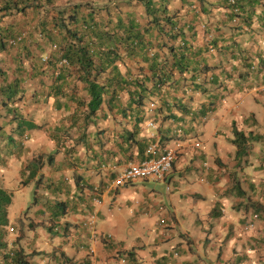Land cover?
Returning <instances> with one entry per match:
<instances>
[{
	"label": "crops",
	"instance_id": "crops-1",
	"mask_svg": "<svg viewBox=\"0 0 264 264\" xmlns=\"http://www.w3.org/2000/svg\"><path fill=\"white\" fill-rule=\"evenodd\" d=\"M259 5L248 25L232 14L227 0H173L179 23L190 28L188 42L196 50L202 48L193 64L197 60L208 65V73L198 69L196 83L202 82L203 73L210 80L207 88L202 86L206 91L195 90L193 68L183 75L176 71L180 86L169 81L161 97L151 102L154 106L147 105L152 112L164 104L156 115H146L140 140L175 148L177 156L166 180L145 179L152 186H140L137 196L129 188L135 182L115 185L124 168L146 157L144 143L124 139L135 124L121 113L125 101L115 111L104 107L97 121L86 127L82 120L70 119L76 104L66 96L37 97L33 103L31 90L22 113L32 126L21 135L15 131L18 121L1 109V146L13 133L22 149L6 155L0 171L15 170L24 182L29 162L42 158L36 179L42 177L38 192L43 199L26 215L25 207L21 209L23 232L17 239L35 264H264V138L252 140L257 142L253 160L247 157L253 150L251 142L243 158L236 147H226L235 127L258 135L252 106L264 91V5ZM19 52L16 48L0 53V65L14 71L21 60ZM245 56L254 57L258 65H248ZM23 63L30 71L31 66ZM118 66L126 71L125 63ZM248 96L251 110L239 113ZM219 106L222 117L214 130L207 120ZM203 124L205 134H210L207 138L200 136ZM36 179L28 184L35 187ZM0 185L10 191L2 181ZM86 186L94 192L84 190ZM56 200L66 202L64 216L42 206ZM164 208L165 220H160L161 214L156 215ZM91 216L97 220L96 238L82 224ZM11 217L9 212L10 226ZM107 234L113 242L104 238ZM88 247L95 252L91 254ZM126 255L127 262H122Z\"/></svg>",
	"mask_w": 264,
	"mask_h": 264
},
{
	"label": "trees",
	"instance_id": "trees-1",
	"mask_svg": "<svg viewBox=\"0 0 264 264\" xmlns=\"http://www.w3.org/2000/svg\"><path fill=\"white\" fill-rule=\"evenodd\" d=\"M263 1L227 0V7L249 25ZM57 2L0 0V53L17 48L21 58L14 71L0 65V115H4L2 108L6 116L12 115L18 121L15 131L21 135L32 126L22 113V104L31 90L33 103H37V97L48 100L66 96L76 104L70 119L82 120L86 127L97 121L104 107L115 111L125 101L121 113L123 117L133 118L135 124L134 129L127 130L124 139L129 143H144L146 157L139 162L149 159L148 150L155 143L142 142L140 128L146 115H156L164 104L152 112L147 110V105L161 97L169 81L175 87L180 86L176 71L183 75L191 67L193 82L197 84L193 89L205 90L210 79L203 73L202 82L196 83L200 80L196 75L200 67L208 73V65L197 60L193 64L202 48L196 50L188 42L190 28L179 23L177 12L171 7L173 0H69L65 5ZM9 18L13 20L6 22ZM153 36L157 40L153 41ZM253 58L245 56L244 60L250 66L258 65ZM23 61L31 66L30 71ZM120 62L127 65L125 72L119 68ZM32 81H36L37 90ZM123 96H126L124 100ZM235 135L233 143L238 147V156H245L249 141L255 136L241 130H235ZM7 140L6 145L0 144V165L6 163V155L22 149L13 133ZM158 145L160 153L164 152L167 146ZM41 167V157L29 162L27 183L36 179ZM41 181L42 177L35 181V203L43 199L38 192ZM84 190L94 192L88 186ZM11 203L12 193L0 185V264H35L18 240L8 237ZM45 205L58 210L56 215L64 216L68 212L62 200L42 204Z\"/></svg>",
	"mask_w": 264,
	"mask_h": 264
},
{
	"label": "rangeland",
	"instance_id": "rangeland-1",
	"mask_svg": "<svg viewBox=\"0 0 264 264\" xmlns=\"http://www.w3.org/2000/svg\"><path fill=\"white\" fill-rule=\"evenodd\" d=\"M263 33V32H262ZM258 93V92H257ZM260 95L257 96V100L254 102V105L252 106V109H254V112L258 118L257 120V123H256V135L254 138H251V140L249 142H251V145H252V151H251V154L247 157L251 160L254 159V151L256 148V145H257V142L256 141H253L252 140H260L261 137L264 138V134L261 136H259L260 132H263L264 133V91H261L259 92ZM250 100H252V97L251 96H248V99L246 100L245 103L239 105L238 107V111L239 113H245L247 110H251V107L248 105V103L250 102ZM221 108L222 106H219L215 112L214 111H211L209 113V119L207 120V123L209 126H213L214 130L216 129V126L218 124V119L222 117V113H221ZM223 125L226 127L227 126V122H224ZM235 130H241L239 128H234V135H233V139L236 137L235 135ZM241 131H244V130H241ZM210 134H205V125L203 124V130L200 134L201 137H205L207 138ZM260 137V138H259ZM200 138V137H199ZM200 141V140H199ZM226 144H227V148H237V153H238V147L236 144H233V140L232 142L231 141H226ZM238 157V156H237ZM244 156H241V158H243ZM240 159V157H239ZM15 170H12L9 171L8 169H3L2 171H0V180L2 181L3 184H7L8 187H9V192H12V203L10 204L9 206V212L11 214V218H12V226H8L9 230H8V237L11 238V239H18L19 235L22 234V230H21V225H22V220L21 218L19 217L20 213H21V209L25 207V215L26 213H28V210L31 209L33 207V205L35 204V201H34V196H35V187L33 184H28L27 182H21L22 180L20 179L19 175L18 174H15L14 173ZM11 174V175H10ZM14 174V175H13ZM197 176V174H195ZM145 179L143 178H138L136 179L134 182L133 185H131L129 188L132 189L133 191V194L135 196H137V189L140 188V186H143L144 184L150 188L152 186V184L150 183H147L144 181ZM0 181V182H1ZM21 182V185L23 186H19V189L18 190V185L20 184ZM28 184V185H27ZM27 185V186H25ZM23 187V188H22ZM173 188H174V185H173ZM226 194V193H225ZM213 195V194H212ZM223 194H221V197H222ZM166 197V196H165ZM165 201L167 202V200L165 199ZM165 212H166V209L164 208L163 210H160V212L157 213L156 216L159 217V215L161 214V219H164L165 220ZM157 220V218H155ZM83 224V223H82ZM14 227V228H13ZM11 228H13L14 230L11 231ZM29 228H26V230H28ZM25 230V232H26ZM30 236L33 237V234L32 233H29ZM121 261L122 262H127V255L126 256H123L121 258ZM125 264V263H124Z\"/></svg>",
	"mask_w": 264,
	"mask_h": 264
},
{
	"label": "built area",
	"instance_id": "built-area-1",
	"mask_svg": "<svg viewBox=\"0 0 264 264\" xmlns=\"http://www.w3.org/2000/svg\"><path fill=\"white\" fill-rule=\"evenodd\" d=\"M234 2V0H231ZM152 106H154L152 104ZM200 146V143L196 144ZM159 145L153 144L150 146L148 153L151 157L147 160L138 163L129 164L123 171L118 175L115 180L116 186L124 185L125 183L134 182L138 178L153 179L158 181L166 180V177L173 168L174 161L176 159V149L168 148L164 149V152L160 153ZM99 202V198L96 199ZM97 220L91 216L83 222V227L92 233V238H96L97 233ZM14 229L11 228V231ZM104 238L110 243L113 242L111 234H107ZM86 248V246H83ZM88 251L93 254L95 251L92 247L88 248Z\"/></svg>",
	"mask_w": 264,
	"mask_h": 264
}]
</instances>
